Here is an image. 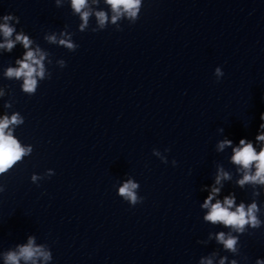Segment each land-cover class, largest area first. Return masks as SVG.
Returning <instances> with one entry per match:
<instances>
[{
    "label": "clouds",
    "instance_id": "9594fccd",
    "mask_svg": "<svg viewBox=\"0 0 264 264\" xmlns=\"http://www.w3.org/2000/svg\"><path fill=\"white\" fill-rule=\"evenodd\" d=\"M57 6L60 4V0H56ZM106 3L111 6L112 11L115 15L112 16V23L122 17L124 14L133 20L138 16V12L141 6V0H106ZM88 6V0H71V9L75 13L79 14L80 19L83 21L80 24V30L83 31L89 22L90 11L85 10ZM13 17L6 15L3 19L6 21L4 24H0V32L3 33L6 38L4 44H0V48H5L11 52L14 48L15 43L18 41L23 44L24 48L27 49L22 59H18L16 63L19 67H9L6 70L5 75L11 79L22 78V90L24 93L29 95H35L38 88L37 78L44 79L45 67L43 60L45 59L46 53L42 52L39 48L32 50L30 44L32 41L28 36L24 34H18L15 41L7 39L12 36L15 29L7 23L8 20ZM96 18L99 25L103 28L106 25L107 16L104 12H96ZM17 22L19 19L17 18ZM51 43L57 42V37L51 35L47 37ZM60 45H64L67 49L75 52L79 47L78 44H73L70 39H60ZM62 67H66L65 61H60ZM224 75L223 70L220 67H216L214 70V76L217 81L220 80ZM0 95H3L0 92ZM5 107H11V103H6ZM260 120L262 121L259 125L258 133L255 136L256 141L264 142V113H261ZM24 118L19 113H14L10 118L5 115L0 119V175L7 173L17 162L21 161L26 155H30L32 152L31 146L22 147L21 143L12 134V131H6L10 128V125L23 124ZM223 132V128L218 129ZM226 147L232 149L231 162L237 166H240L238 171H242V178L237 181L241 189L245 185L253 186V196H259V191L255 190L256 186L259 185L264 187V146H261L259 150L254 147L253 143L246 139L241 138L233 146L231 139L225 138L218 142L216 148L217 151L222 152ZM170 151V149H165ZM154 155H159V152L153 150ZM163 163H168L167 159H162ZM176 161L173 160V166L176 165ZM50 176L54 175V172L50 171ZM38 177L32 176V180L36 181ZM231 176L219 168L215 177V185H221L222 180H229ZM140 187L137 182L128 180L119 187L118 195L125 201L129 202L131 206H136L143 202V197L137 195L136 190ZM5 188L0 187V193H3ZM221 188L216 186H210V191L204 200L202 205L203 208L208 209L207 214L203 217L204 221L210 222L213 225L222 224L226 228H230L231 232L226 236L225 232L221 231L216 235V240L223 248L233 255H240V248H237L239 243V236L248 232V228L259 229L264 226V220H261L260 213L261 207L258 203L253 200L252 203L246 204L241 202L237 204L235 193H230L224 196L223 201L215 199L220 194ZM215 202L213 203V200ZM235 233V234H233ZM44 261H50L52 255L43 246H37L35 238L29 236L26 244L18 246L17 251H9L5 255V264H20V261H25V264H37L38 259ZM227 257L220 260V264H225ZM246 259V258H245ZM200 264H212L211 258H203ZM231 264H239L238 260L233 259ZM255 264H264V258H257Z\"/></svg>",
    "mask_w": 264,
    "mask_h": 264
}]
</instances>
